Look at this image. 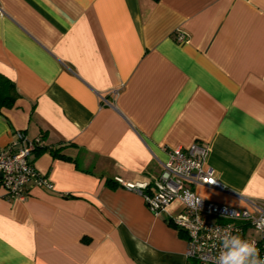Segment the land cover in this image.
<instances>
[{"label": "crops", "instance_id": "crops-1", "mask_svg": "<svg viewBox=\"0 0 264 264\" xmlns=\"http://www.w3.org/2000/svg\"><path fill=\"white\" fill-rule=\"evenodd\" d=\"M0 74L18 93L0 148L40 138L53 184L0 198V264H188L171 218L195 194L264 201V0H0ZM193 143L224 191L186 185L154 215L123 186Z\"/></svg>", "mask_w": 264, "mask_h": 264}, {"label": "built area", "instance_id": "built-area-1", "mask_svg": "<svg viewBox=\"0 0 264 264\" xmlns=\"http://www.w3.org/2000/svg\"><path fill=\"white\" fill-rule=\"evenodd\" d=\"M177 41L185 36L177 33ZM117 94V92H115ZM43 145L40 138L29 139L22 132L0 148V198L23 200L31 187L53 190L51 180L34 167L29 155ZM207 149L193 143L169 151L159 175L151 183H124L127 189L139 192L154 215H161L172 201L180 197L186 185L205 186L224 191L213 169L205 166ZM246 208H237L208 201L195 194L181 212L171 218L177 230L186 235L185 255L198 264H217L222 239L229 233L255 243L257 261L264 260V201L247 200ZM227 251V249H223ZM249 261L253 257L248 258Z\"/></svg>", "mask_w": 264, "mask_h": 264}, {"label": "clouds", "instance_id": "clouds-1", "mask_svg": "<svg viewBox=\"0 0 264 264\" xmlns=\"http://www.w3.org/2000/svg\"><path fill=\"white\" fill-rule=\"evenodd\" d=\"M139 251H146V247L137 244ZM223 249H227L224 251ZM253 257L249 261V257ZM259 256V250L255 243L242 240L239 235L230 233L222 239V250L217 258V264H264V260L257 261L255 257Z\"/></svg>", "mask_w": 264, "mask_h": 264}, {"label": "trees", "instance_id": "trees-1", "mask_svg": "<svg viewBox=\"0 0 264 264\" xmlns=\"http://www.w3.org/2000/svg\"><path fill=\"white\" fill-rule=\"evenodd\" d=\"M157 2L159 0H153ZM18 93L16 91L15 85L5 76L0 74V108L6 107L9 108L13 106ZM54 155L59 156L60 154L57 151H52ZM188 264H198L197 261L191 260Z\"/></svg>", "mask_w": 264, "mask_h": 264}]
</instances>
